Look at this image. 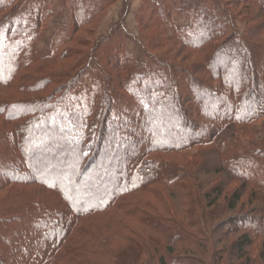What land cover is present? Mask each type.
<instances>
[{
	"label": "trees",
	"instance_id": "obj_1",
	"mask_svg": "<svg viewBox=\"0 0 264 264\" xmlns=\"http://www.w3.org/2000/svg\"><path fill=\"white\" fill-rule=\"evenodd\" d=\"M184 1L190 24L165 45L198 61L130 70L119 116L109 91H73L103 42L42 56L31 30L46 1L0 0V264H264V138L246 133L264 129V22L214 31L208 12L229 21L226 4ZM238 3L243 19L264 17V0ZM113 50L122 70L135 64L121 42ZM211 173L226 181L205 184ZM245 195L249 210L221 218Z\"/></svg>",
	"mask_w": 264,
	"mask_h": 264
},
{
	"label": "rangeland",
	"instance_id": "obj_2",
	"mask_svg": "<svg viewBox=\"0 0 264 264\" xmlns=\"http://www.w3.org/2000/svg\"><path fill=\"white\" fill-rule=\"evenodd\" d=\"M45 1L46 9L39 21V25L31 30L37 34L36 45L39 54L47 57L56 51L61 52L68 47L71 49L76 48L74 50H81L84 47L80 45V42L84 44L87 43L89 48L94 44L98 45L100 42H103L102 53L88 60L89 63L87 67L85 66V68H83L82 77L74 86L73 91L76 97L88 96V102L92 101L91 98L93 99V96L91 95L98 89L109 91L115 101L114 110L119 116L122 115L124 108L122 96L123 94H130V90L126 84L127 79L132 76L130 70L141 71L145 65L154 64L156 58H162L165 55L167 58L174 59L173 63L179 68H183L192 62L198 61L194 58H185L187 52H181V43L174 47L176 50H173L171 52L172 54L169 53L170 50L168 46L165 45L168 39L171 38L178 29L190 24V16L184 11L177 10L182 4L185 5V10L194 6L185 4L184 0H160V4L157 3L159 0H149L147 2L146 0H74L73 3L68 1L64 3V0ZM90 1L91 4H89ZM216 1L205 0L203 5L196 4V7L209 6L211 8H217L219 1H222L223 5L226 4L227 10L231 14L229 21L219 18L215 13L208 12L209 16L211 15L217 19L215 22L217 25L213 26L214 31L219 29L218 25L225 29L235 27L237 30L246 31V26H256L264 22V17L260 18L258 16L259 11L257 10L252 11L254 14L253 17L258 16L254 18V20L243 19V16L251 10L244 4H235V0ZM172 4H174L173 7H171ZM126 9L128 12L124 14ZM74 11L78 14L76 17L77 20L83 15L79 23L75 22V25H72L69 24V22L63 21V18H65V20H67V17L71 18L72 12ZM73 19L74 17H72V20ZM74 26H76V31L74 32L73 40L67 42L66 38H68V36H63L64 28H74ZM203 28L204 27H202V30ZM110 42H114L112 43V48L109 46ZM120 42L123 44V48L135 58V64L132 63L131 67L129 69L127 68L125 71L122 70V67H119V63H121L119 61L126 55L113 50L116 44ZM83 50L88 51L90 49ZM77 58L78 57L75 56V58L66 61V64L72 60H77ZM238 129V127L231 124L220 136L225 138L228 136H235ZM246 133H248V136L254 135L253 140L260 142L261 139L264 138L263 120L256 122L253 128L246 130ZM163 157L178 160L176 155H165ZM211 161L212 160H210V162ZM223 177V175L216 176L211 173L204 175L203 180L205 184L211 183L212 186L222 179L225 182L226 179L224 180ZM237 187H239V184L235 183L231 186L230 190H234ZM226 203L227 200H224V198H221L219 201V204H222L224 207H226ZM250 208L251 205L248 204V196L245 195L236 212H230L226 209V213H222L223 216L221 215V218H229V216L235 213L238 214L237 212L247 211ZM99 219V217L94 219L97 224H99V221H97ZM227 223L228 222H225V224ZM222 225L218 230L223 229ZM232 226H236V224H232ZM217 235H225L228 239L236 237L234 234H221L219 231ZM217 235L215 234V239L220 244L226 245L227 242H230L227 241V239L225 240V238H222L223 240L220 239ZM256 248L258 249L260 246ZM256 248L254 254H258Z\"/></svg>",
	"mask_w": 264,
	"mask_h": 264
}]
</instances>
